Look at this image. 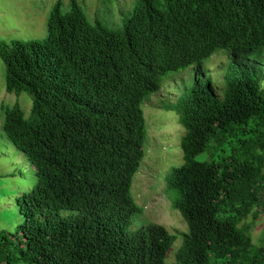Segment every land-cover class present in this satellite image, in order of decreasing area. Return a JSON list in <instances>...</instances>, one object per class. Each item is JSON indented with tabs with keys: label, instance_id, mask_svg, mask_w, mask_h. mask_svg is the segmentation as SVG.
Returning a JSON list of instances; mask_svg holds the SVG:
<instances>
[{
	"label": "trees",
	"instance_id": "1",
	"mask_svg": "<svg viewBox=\"0 0 264 264\" xmlns=\"http://www.w3.org/2000/svg\"><path fill=\"white\" fill-rule=\"evenodd\" d=\"M134 1L110 29L57 0L44 40L0 41L6 93L31 98L28 112L1 111L0 140L29 166L16 178L23 221L0 230V264H165L175 236L154 224L129 232L141 213L131 193L141 105L157 94L150 105L172 109L160 95L171 75L218 54L220 86L196 75L174 94L183 164L164 193L187 225L174 264H264V242L251 238L264 215V0Z\"/></svg>",
	"mask_w": 264,
	"mask_h": 264
},
{
	"label": "rangeland",
	"instance_id": "2",
	"mask_svg": "<svg viewBox=\"0 0 264 264\" xmlns=\"http://www.w3.org/2000/svg\"><path fill=\"white\" fill-rule=\"evenodd\" d=\"M84 8L90 23L97 19L102 25L110 29L121 28L124 19L129 18L135 5L134 0H77ZM57 0H0V41L10 43L13 40L42 41L46 38L47 21ZM63 11L69 10L70 0H62ZM264 56V50H263ZM250 59L252 57L249 56ZM253 60V59H252ZM250 60V65L252 64ZM228 58L222 54L213 55L203 66H195L178 74L171 75L170 82L160 95L170 97L172 109L155 108L150 101L157 94L148 97L141 109L144 114L146 137L144 141L145 156L140 163L138 172L134 176L131 193L135 205L141 209L140 214L131 218L129 232L148 225L164 227L176 237L171 249L167 253L165 264H174L175 256L181 247L183 233L187 232V225L181 215L171 209L170 202L164 193L165 177L171 168L183 164L181 138L184 128L179 124L173 110L175 105L176 86L189 90L198 83L203 86L207 82L214 87L222 83L223 74L228 71ZM254 67L259 68L256 62ZM252 68V66H248ZM264 72V66L262 68ZM258 73L257 71H255ZM184 91V90H183ZM158 93V94H159ZM18 103L28 112L31 108V98L27 94L10 95L5 90V67L0 60V127L2 126V107H12ZM212 143L209 144V149ZM208 149V150H209ZM217 158V153L212 150ZM211 156L206 152L196 158L201 162ZM29 166L25 157L18 151L0 140V230L12 232L16 225L22 223V218L16 209L17 175L23 176V171ZM251 238L256 246L264 242V215L252 226Z\"/></svg>",
	"mask_w": 264,
	"mask_h": 264
}]
</instances>
